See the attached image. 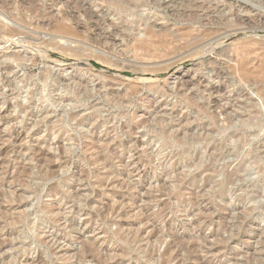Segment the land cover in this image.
I'll return each mask as SVG.
<instances>
[{
  "label": "rangeland",
  "instance_id": "obj_1",
  "mask_svg": "<svg viewBox=\"0 0 264 264\" xmlns=\"http://www.w3.org/2000/svg\"><path fill=\"white\" fill-rule=\"evenodd\" d=\"M263 71L264 0H0V264H264Z\"/></svg>",
  "mask_w": 264,
  "mask_h": 264
},
{
  "label": "bare ground",
  "instance_id": "obj_2",
  "mask_svg": "<svg viewBox=\"0 0 264 264\" xmlns=\"http://www.w3.org/2000/svg\"><path fill=\"white\" fill-rule=\"evenodd\" d=\"M111 7V6H110ZM115 8V7H114ZM148 21V20H147ZM130 23V22H129ZM64 24V26H65V23H63ZM62 24V25H63ZM161 24V23H160ZM146 25H147V28H148V30H153L155 27L157 28V27H159V26H157L155 23H150V22H147L146 23ZM56 26H57V24H56ZM64 26L62 27V28H64ZM71 28V27H70ZM61 29V28H60ZM73 29V28H72ZM165 29V28H164ZM62 30H64L65 31V29H62ZM67 31V30H66ZM72 33V32H71ZM121 35V34H120ZM128 37V36H127ZM138 40V39H137ZM140 41V40H139ZM138 41V42H139ZM135 42H137V41H135ZM134 42V43H135ZM147 43V42H146ZM234 43V42H233ZM148 45V44H147ZM248 45V44H247ZM241 46V45H240ZM140 51V50H139ZM144 52V51H143ZM237 53V52H236ZM249 55V54H248ZM252 55H254L253 53H252ZM250 56V55H249ZM240 57V56H239ZM242 58V57H241ZM244 58V57H243ZM245 59H246V57H245ZM233 60V59H232ZM244 60V59H243ZM248 61V60H247ZM246 63V62H245ZM257 67V66H256ZM152 71V70H151ZM158 71V70H157ZM264 72V71H263ZM263 74V73H262ZM238 75V74H237ZM240 76V75H239ZM252 77V76H251ZM239 79H241V78H239ZM215 88H217V87H214V89ZM39 92H41V91H39ZM34 93V92H33ZM42 98V97H41ZM249 98V97H248ZM22 100V99H21ZM249 100V99H248ZM19 103V102H18ZM198 106V105H197ZM34 107V106H33ZM73 116V115H72ZM87 118V117H86ZM90 119V118H89ZM63 121H65V120H63ZM263 121V120H262ZM64 123V122H63ZM253 123V122H252ZM251 123V124H252ZM65 124V123H64ZM53 126V125H52ZM63 146V145H62ZM92 146V145H91ZM62 150V149H61ZM64 150V149H63ZM47 168V167H46ZM50 169V168H49ZM47 170V169H46ZM48 173V172H47ZM52 174H53V170H52ZM50 175V174H49ZM223 208V207H222ZM46 210V209H45ZM29 214V213H28ZM25 220V219H24ZM242 220H243V218H242ZM25 223V222H24ZM26 224V223H25ZM24 224V225H25ZM36 228H38V227H36V226H33L32 228H31V230L32 231H34ZM37 230V229H36ZM30 233V232H29ZM34 242H35V240H34ZM24 243V242H23ZM171 243V242H170ZM172 243H173V241H172ZM35 244V243H34ZM173 244H175V243H173ZM26 245V244H25ZM168 245V244H167ZM171 245V244H170ZM88 249V248H87ZM31 251V250H30ZM88 252V251H87ZM168 252V251H167ZM152 256V255H151ZM166 261V260H165Z\"/></svg>",
  "mask_w": 264,
  "mask_h": 264
}]
</instances>
